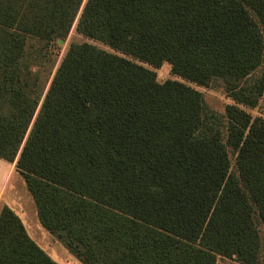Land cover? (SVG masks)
<instances>
[{"label":"trees","instance_id":"1","mask_svg":"<svg viewBox=\"0 0 264 264\" xmlns=\"http://www.w3.org/2000/svg\"><path fill=\"white\" fill-rule=\"evenodd\" d=\"M260 104L264 0H0V159L81 264H264ZM0 264L59 263L2 206Z\"/></svg>","mask_w":264,"mask_h":264},{"label":"rangeland","instance_id":"2","mask_svg":"<svg viewBox=\"0 0 264 264\" xmlns=\"http://www.w3.org/2000/svg\"><path fill=\"white\" fill-rule=\"evenodd\" d=\"M81 41H83V38L75 33L74 27H73L69 36L67 37V39H65L64 41H58V43H56V45H54L51 49H49L50 58L54 63L52 74H54V71H55L56 67L58 66L62 56L64 55V52H65L67 46L71 42H81ZM154 71L156 72L157 80L159 82H163L167 79L180 80V79L175 78L171 75L170 66L167 63H164L160 68L154 69ZM190 86H192L193 88L198 90L203 95V98H204L206 104L213 111L221 113V112H223L224 107L227 104H232V101L226 96L223 88L218 83L215 85H212L210 87H199V86H195L192 84H190ZM245 110L253 117H255V116L264 117V112L262 110L261 104L254 109H245ZM18 177L19 176H14L12 178V180L9 184V188L7 190V195L13 194L16 196V198L18 200H20V202H28L32 206V209L35 211V207H34V203H33V200L31 198V195L27 191V189L24 185V182H23L22 178H20V177H19V179L21 181L20 187L22 189L20 190L17 188L16 183H17ZM38 225L46 237L53 239L52 236L44 228H42L39 223H38ZM53 241H54L57 249L59 250V251L57 250L56 252L54 250L52 251L53 255L51 254V256H52V259L54 261H56L59 264H81L58 241H56L54 239H53ZM217 264H238V263H236L235 261L230 260V259L217 258Z\"/></svg>","mask_w":264,"mask_h":264},{"label":"crops","instance_id":"3","mask_svg":"<svg viewBox=\"0 0 264 264\" xmlns=\"http://www.w3.org/2000/svg\"><path fill=\"white\" fill-rule=\"evenodd\" d=\"M14 176L20 177V175L15 170V163H9V162H6L0 159V208L2 206H7L12 211H14V213L21 219L29 237L52 258L51 256L52 251L54 250L56 252L58 249L53 241L54 238L52 237L53 239H51V238L46 237L44 233L41 231L38 225L39 220L37 217L36 208L34 211L32 209V206L28 202H20V200H18L16 196L13 194L7 195L9 184ZM19 177L17 179L16 186L18 189L21 190L22 189L20 187L21 181ZM34 207H35V204H34Z\"/></svg>","mask_w":264,"mask_h":264}]
</instances>
